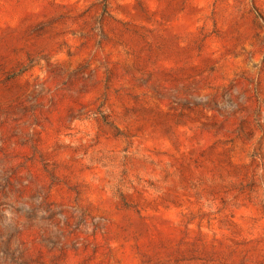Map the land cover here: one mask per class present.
Instances as JSON below:
<instances>
[{
  "label": "rangeland",
  "instance_id": "1",
  "mask_svg": "<svg viewBox=\"0 0 264 264\" xmlns=\"http://www.w3.org/2000/svg\"><path fill=\"white\" fill-rule=\"evenodd\" d=\"M0 264H264V0H0Z\"/></svg>",
  "mask_w": 264,
  "mask_h": 264
}]
</instances>
